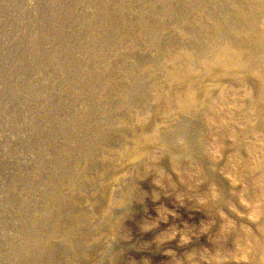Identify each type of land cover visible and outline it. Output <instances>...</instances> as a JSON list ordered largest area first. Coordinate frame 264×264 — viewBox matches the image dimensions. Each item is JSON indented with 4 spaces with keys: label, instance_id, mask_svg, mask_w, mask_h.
Segmentation results:
<instances>
[{
    "label": "rangeland",
    "instance_id": "rangeland-1",
    "mask_svg": "<svg viewBox=\"0 0 264 264\" xmlns=\"http://www.w3.org/2000/svg\"><path fill=\"white\" fill-rule=\"evenodd\" d=\"M205 3L0 0V264L164 261L150 251L171 241V216L180 227L187 221L161 201L171 193L166 180L182 190L188 169L173 160L178 177H162L155 164H115L170 82L162 47L178 39L198 54L208 42L207 12L223 0ZM196 122L179 115L160 135L174 139Z\"/></svg>",
    "mask_w": 264,
    "mask_h": 264
},
{
    "label": "bare ground",
    "instance_id": "bare-ground-1",
    "mask_svg": "<svg viewBox=\"0 0 264 264\" xmlns=\"http://www.w3.org/2000/svg\"><path fill=\"white\" fill-rule=\"evenodd\" d=\"M195 2L206 6L205 0ZM207 16L209 40L198 54L193 43L187 47L178 39L162 47L170 82L157 88V108L132 135L115 170L155 164L159 176L178 177L173 160L188 169L182 190L166 180L171 193L161 201L181 207L187 221L180 227L171 216V241L161 246L159 235L160 249L150 251L154 258L166 253L157 264H264V0H223ZM192 54L198 57L193 60ZM146 64L142 60L140 66ZM179 115L193 116L196 131L179 129L174 139L161 137L160 128Z\"/></svg>",
    "mask_w": 264,
    "mask_h": 264
}]
</instances>
